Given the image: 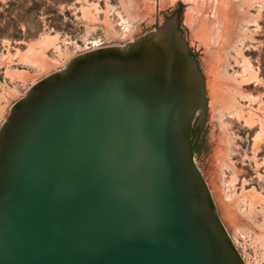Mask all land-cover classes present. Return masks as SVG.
Instances as JSON below:
<instances>
[{
	"label": "water",
	"instance_id": "water-1",
	"mask_svg": "<svg viewBox=\"0 0 264 264\" xmlns=\"http://www.w3.org/2000/svg\"><path fill=\"white\" fill-rule=\"evenodd\" d=\"M179 9L33 84L0 126V264H245L195 163Z\"/></svg>",
	"mask_w": 264,
	"mask_h": 264
},
{
	"label": "rangeland",
	"instance_id": "rangeland-1",
	"mask_svg": "<svg viewBox=\"0 0 264 264\" xmlns=\"http://www.w3.org/2000/svg\"><path fill=\"white\" fill-rule=\"evenodd\" d=\"M14 1L0 0V28L15 17ZM178 9L206 97L195 163L245 264H264V135L255 141L257 119L245 122L248 112L264 109V0H45L37 24L28 26L33 36H0V126L14 102L72 57L125 44ZM17 29L23 35L27 25L20 21ZM216 89L228 94L218 105Z\"/></svg>",
	"mask_w": 264,
	"mask_h": 264
},
{
	"label": "trees",
	"instance_id": "trees-1",
	"mask_svg": "<svg viewBox=\"0 0 264 264\" xmlns=\"http://www.w3.org/2000/svg\"><path fill=\"white\" fill-rule=\"evenodd\" d=\"M43 1L45 0H15L14 2H10L9 5H11L13 10L16 11V14L15 17L11 18L9 21H7L6 24H4L0 28V36L5 35L11 39H22V38L27 39L30 36H33L36 32H31L28 29V26L30 24L33 25L37 24V22H34L35 16L40 11ZM1 17H2V13H0V19ZM23 18L27 20H24ZM28 20L30 21L29 24H28ZM20 21H23L27 25V30L23 35L21 33V30L17 29V27H19ZM9 26H13L16 28H14V32L8 34L6 30L8 29ZM192 142H193V147L195 149L193 130H192Z\"/></svg>",
	"mask_w": 264,
	"mask_h": 264
},
{
	"label": "bare ground",
	"instance_id": "bare-ground-1",
	"mask_svg": "<svg viewBox=\"0 0 264 264\" xmlns=\"http://www.w3.org/2000/svg\"><path fill=\"white\" fill-rule=\"evenodd\" d=\"M33 44V43H32ZM29 47H32V45H30ZM30 50H32V49H30ZM222 72V71H221ZM224 73V72H223ZM222 73V74H223ZM223 76H226V75H222V78H223ZM228 77V76H227ZM226 78V77H225ZM224 78V79H225ZM221 80H223V79H221ZM219 82V81H218ZM219 84V83H218ZM225 84H227V83H225ZM219 86V85H218ZM214 87H217V84L216 83H214ZM220 87H218V89H219ZM218 89H216V91L214 90L213 92H212V99H213V102H214V104L215 105H218L219 103V101L220 102H224L223 100H225L226 99V97L227 96H225V94H226V91L227 90H225V93L223 94H220V92L218 93ZM220 90H222V89H220ZM222 92V91H221ZM226 95H228V94H226ZM232 100V99H231ZM213 104V103H212ZM239 106V105H238ZM260 107V106H259ZM212 108H214V107H212ZM219 109V108H218ZM217 109V110H218ZM242 109V108H241ZM258 109H260V108H258ZM238 109H236V111H237ZM257 110V109H256ZM247 111H249V109L247 110ZM215 112V111H214ZM259 112H260V115H256L255 114V112H248V114H247V118L245 119V122L247 121L249 124H250V126H251V123H253L254 122V119L256 118L257 119V122H258V124H259V129H260V131L256 134V136L254 137V139H255V141H258L259 139H261L262 138V136L264 135V109H262L261 108V110H259ZM246 113V112H245ZM240 114H242V111L239 109V111L237 112V115H240ZM243 115V114H242ZM244 116V115H243ZM239 117V116H238ZM240 117H241V115H240ZM245 118V117H244ZM219 119V118H218ZM249 124H247V125H249Z\"/></svg>",
	"mask_w": 264,
	"mask_h": 264
},
{
	"label": "flooded vegetation",
	"instance_id": "flooded-vegetation-1",
	"mask_svg": "<svg viewBox=\"0 0 264 264\" xmlns=\"http://www.w3.org/2000/svg\"><path fill=\"white\" fill-rule=\"evenodd\" d=\"M192 130H193V136L196 142V139L198 138V134H200L202 131V126H196Z\"/></svg>",
	"mask_w": 264,
	"mask_h": 264
}]
</instances>
